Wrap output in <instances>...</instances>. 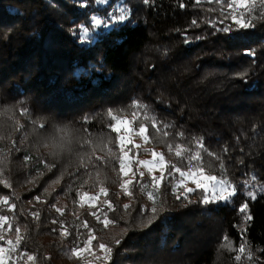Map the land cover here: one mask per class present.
Masks as SVG:
<instances>
[{"label":"trees","instance_id":"16d2710c","mask_svg":"<svg viewBox=\"0 0 264 264\" xmlns=\"http://www.w3.org/2000/svg\"><path fill=\"white\" fill-rule=\"evenodd\" d=\"M181 3L186 6L180 7ZM228 3L0 0V197L8 195L17 206L14 212L7 206L0 210L14 218L11 230L7 225L0 229L4 235L0 247L15 240V227L20 226L24 240L15 258L25 252L37 257L35 264H100L87 249L80 257L70 255L71 248H84L88 229L82 225L87 221L98 238L93 241L96 254L100 255L99 242L113 249L107 264H264V191H257L256 200L239 195L227 205H205L201 190L188 194L189 203L183 197L175 199L172 186L180 179L176 173L175 179L162 182L159 200L166 210L152 224L145 226L149 213L140 214L142 206L151 207V201L136 186L131 216L107 229L79 204L85 189L98 193L101 187L108 190L105 199L121 211L123 201L130 202L112 182L87 185L91 181L87 180L112 166L116 185L121 184L118 160L108 154L111 148L118 155L119 147L107 113L132 117L133 102L147 105L149 114L162 122L160 139L147 143L149 151L167 154L171 143L196 152L201 151L196 141H202L207 150L201 152L206 174L221 175L214 159L219 155L226 165L225 178L235 185L250 180L253 173L258 177L256 188L264 184V21L246 30L220 31L232 23L230 19L219 23L222 12L232 11ZM124 7L126 20L91 27L92 17L106 19L108 13ZM83 27L90 29L87 41L81 38ZM79 69L82 72L75 75ZM138 117L135 129L143 113L138 112ZM144 123L150 137L155 135L150 121ZM163 124L172 127L164 129ZM59 128L71 129L81 138L78 153L70 152L64 165L52 152L42 151L46 139ZM88 138L93 144L83 145ZM109 138L111 144H97L98 139ZM129 149L131 158L138 159L141 150L133 145ZM132 169L136 171L135 163ZM56 180L61 185L55 190ZM37 196L40 202L34 199ZM245 201L249 221L238 211ZM51 205L63 208L64 214ZM34 211L40 213L39 220L31 216ZM112 218L117 214L109 213ZM53 219L71 235L63 237L60 223H51ZM242 242L244 253L239 251ZM237 255L243 257L241 261H236ZM14 264L31 262L25 256Z\"/></svg>","mask_w":264,"mask_h":264},{"label":"snow or ice","instance_id":"6c2138e0","mask_svg":"<svg viewBox=\"0 0 264 264\" xmlns=\"http://www.w3.org/2000/svg\"><path fill=\"white\" fill-rule=\"evenodd\" d=\"M102 3H107V0H100ZM151 0H143L144 4H149ZM197 4L200 3V0H195ZM220 2V0H217ZM180 7H185L184 3L179 5ZM227 7L232 9L227 15H224L223 12L221 15L223 19L219 21L220 24H224L226 20H231L232 23L228 24L222 28L220 31L225 33L232 32V31H240L246 30L250 28L256 27L258 22L264 21V0H230V3L227 4ZM237 9H245L246 12H237ZM119 12V15H116L115 12ZM127 9L119 8L114 10L113 13H108L106 19H102L99 17H92V28H99L102 25L107 26L109 21L115 22H122L127 19ZM193 24H196V21H193ZM215 26V24H214ZM89 27H83L81 30V38L82 41H87L91 37L89 36ZM250 55H254V53L250 52ZM132 107L134 111L132 112L133 119L129 120L126 118H122L120 115L113 114L112 110H108L107 115L110 117L111 121L114 123L109 125V130L111 133L116 134V141H118L119 147V154L116 155L112 152L111 148H108L109 156H113L118 160L119 164V171L125 176H129V173L132 172L131 179H124L123 182L120 184L121 189H123L124 195L129 197L130 202L123 204L122 211L121 208L117 205H114L110 199H104L102 204L106 206V210L104 207L97 206L96 203H90V208L95 209L90 211L89 215L95 218V220L102 224L105 229H107L110 225H116L120 219H124V216H131L132 211L134 209V192L132 191L133 188L139 186L141 192L146 193L147 199L151 201V207H141L140 214L145 212L149 213L147 216V225H150L155 221L159 215L164 212L166 209L164 207L163 201L159 200V191L162 185V182H165L168 178L175 179V174L179 173L180 179L178 182L173 184L172 191L175 194L176 200H183L188 201L191 203L189 199L190 193L196 191L197 189L202 190L201 194V202L205 205L209 203H218V204H230L234 202V199L239 195H245L250 200L257 199V191H264V184H261L260 188H256V182L258 177L255 173L252 174L250 180L245 181L241 185H235L231 180L226 179V165L224 160L219 156L215 155L214 159L219 162V169L221 175L218 177L217 175L208 174L205 175V164L203 160V156L201 154L202 151H207L202 141H196L198 146L200 147L201 151L192 152L191 149L182 148L181 145L176 144L173 145L169 143L167 145L169 152L174 151L175 156L178 158L176 163H172L170 161H166L165 156L163 153H158L155 150H151L152 159L144 160V159H133L129 157V152L131 149L127 148V144L131 143V136L134 134L139 136L145 144L149 143L150 140H159V134L161 132L160 125L162 124L161 121L157 119L155 115H150V109L147 105H144L139 102H133ZM138 112L143 113V120H140L138 124V128L133 129L131 125L137 122ZM23 115H27L26 110H22ZM144 120H148L151 123V127L155 130V135L151 136L148 134V125L144 123ZM85 122L87 118H85ZM39 127L43 128L44 125L41 124ZM172 127L169 124H163V128L167 129ZM163 135L167 137L169 133L164 131ZM180 137L184 136L183 132L178 133ZM79 143L75 141L74 134L68 128H59L55 130L50 138H48L47 142L43 144L45 148L50 147L53 152L52 154H57L59 151H72L73 143ZM163 142V141H161ZM111 138L107 141L103 139L97 141L98 145H105L111 144ZM93 144V140L91 138L83 139V145H91ZM135 148H141V145H134ZM103 150V149H102ZM145 151H149L145 149ZM225 152L228 149H224ZM209 156H213V153H208ZM25 159H28L27 157ZM81 164L85 163V157L81 156ZM98 160H103V157H97ZM106 163V161H104ZM45 167H54V165H48L46 162ZM87 163H92L91 159L87 160ZM135 163L136 171H132V164ZM243 163V161H241ZM178 164L184 165V167L178 166ZM146 169L148 176L150 177L148 182H144L145 171L141 169ZM159 172V175H156V172ZM137 175L139 179H137ZM191 179L192 183L196 185L195 188L192 187H185V180ZM5 187H10V185L4 181ZM183 188V191H179V189ZM244 189H248L247 191H243ZM79 195V193H78ZM108 197L109 193L106 188L101 187L99 193L96 196H89L87 192H84L80 195V207L83 208L87 200L90 201H99L100 196ZM37 202H40V197L37 196L34 198ZM2 206H7V211L14 212L16 209V204L10 203V197L8 195H4L0 197V210H3ZM52 208H55V211L60 215L64 214V209L60 207H56V205H51ZM240 214L243 215L246 221L251 220V216L249 214V203L247 201L241 203L240 207L238 208ZM109 213L117 214V218L109 219ZM31 216L39 220L40 213L38 211L31 212ZM13 217H9L8 215L0 214V229H2L5 225L7 228L11 230L13 228ZM53 224L60 223V234L67 238L71 235L69 229L63 225L62 222H59L57 219H53L51 221ZM83 228L88 229L87 238L83 241L84 248L73 247L70 250V255L72 257H80L81 253L84 249H87L88 252L94 257L96 261H99L100 264H107L108 261L111 260L112 255V247L108 246L103 242H99L97 250L99 251L100 255L96 254V251L93 250V241H96L98 238L94 234V230L89 227L87 221L83 222ZM128 229L125 228L122 231L126 232ZM56 231V229H53ZM16 237L15 240H7L6 243L8 245L7 253L5 252L4 247H0V264H4L6 255L10 258L13 253H17L22 241L24 240V236L21 234L20 226L15 227ZM79 235V234H78ZM4 240L3 233H0V241ZM226 246L228 244L229 238H224ZM120 240H115V244H119ZM240 253H244L245 245L243 242L239 246ZM251 253L249 252V255ZM26 256V260L31 262V264H35L37 257L35 255H30L25 252H20L17 256V260H21ZM242 256L237 255L235 257L236 261H241ZM89 264H92L89 261Z\"/></svg>","mask_w":264,"mask_h":264},{"label":"rangeland","instance_id":"374dc122","mask_svg":"<svg viewBox=\"0 0 264 264\" xmlns=\"http://www.w3.org/2000/svg\"><path fill=\"white\" fill-rule=\"evenodd\" d=\"M250 2H251V0H250ZM124 9H125V7H124ZM237 12H241V9H237ZM82 70L83 69H79V70H77L76 72H75V75H78L79 74V72H82ZM122 118H126V119H129V120H131V119H133V116L131 117V116H126V117H122ZM137 121H138V119H137ZM135 124L136 123H134L133 125H131V127L133 128V129H135ZM69 130H71V129H69ZM71 132L72 133H74V131H72L71 130ZM74 137H75V141H80V136L78 135V134H74ZM46 140H48V138L46 139ZM99 140H101V139H98V141ZM104 140V139H103ZM105 141V140H104ZM141 145V148H139V149H137V151L138 150H141L140 151V153H139V156H138V159H144V160H148V159H152V156H151V151H145V149H150V147L148 146V144H145L144 142H143V140L139 137V136H136V135H132L131 136V143H128L127 144V148L129 149V146L130 145ZM78 145V143H76V142H74L73 143V145H72V151H70V152H73L74 154L76 153H78V152H76V148L78 147L77 146ZM42 151H44V152H49V153H51V152H53V150L51 149V148H49V149H44V148H42ZM69 151H59L57 154H55L56 155V157L58 158V159H56L60 164H65L66 163V156L68 157V156H70V153ZM156 152H158V151H156ZM158 153H161V152H158ZM164 154V153H163ZM75 156V155H74ZM164 156H165V159H166V161H170V162H174V163H176L177 162V157L175 156V154H174V151H172V153H170V152H168L167 154H164ZM129 157H131V155H130V152H129ZM181 167V166H180ZM141 170H143V171H145V177L146 178H148V179H150V177L148 176V174H147V171H146V169H141ZM64 171L66 172V167L64 166ZM132 171H133V169H132ZM116 172H115V169H114V167H112V166H108V167H105V168H102L99 172H97V173H95V174H92V175H89L88 176V180L87 181H90V182H88L87 183V185H92L93 183H100V182H102V181H110V182H112V185H115L114 186V190L115 191H118V193H119V195H122V196H126V195H124V192H123V189H121V187H120V185H116V179H115V176H114V174H115ZM156 175H159V172L157 171L156 173H155ZM179 174V173H178ZM205 175H208V174H206L205 173ZM120 179H121V183L123 182V180L124 179H131L132 178V172H130L129 173V176H127V177H125L123 174H121L120 176ZM61 184H60V181L59 180H56L55 181V183H54V185H53V187L55 188V190L60 186ZM185 187H192V188H195L196 187V185L194 184V183H192V180L191 179H186L185 180V185H184ZM51 187V186H50ZM48 188V190H49V192H50V190H51V188ZM179 191H183V188H181V189H179ZM197 192H201V189H197L196 190ZM196 191H194V192H196ZM85 192H87L88 193V195L89 196H96L98 193H92V190H90V188H88V189H85ZM19 193V192H18ZM193 193V192H192ZM105 199V197H103L102 195L100 196V199H99V201H88L87 200V197H85V201H86V203H85V205H84V207L82 208V211L83 210H87L88 212H90V211H93V210H95V209H91L90 208V203H96L97 204V206H98V208L99 207H103V204H102V201ZM123 204H126V200L125 201H123ZM77 217V216H76ZM5 248V252L7 253V248L8 247H4ZM14 254V253H13ZM13 254H12V256L9 258L7 255H6V259H5V262H4V264H14L15 262H18V260H17V258H15L14 256H13ZM82 254V253H81ZM95 264V263H94Z\"/></svg>","mask_w":264,"mask_h":264},{"label":"clouds","instance_id":"9594fccd","mask_svg":"<svg viewBox=\"0 0 264 264\" xmlns=\"http://www.w3.org/2000/svg\"><path fill=\"white\" fill-rule=\"evenodd\" d=\"M50 147H47L46 149H49Z\"/></svg>","mask_w":264,"mask_h":264}]
</instances>
